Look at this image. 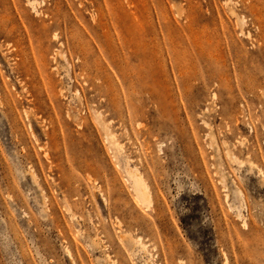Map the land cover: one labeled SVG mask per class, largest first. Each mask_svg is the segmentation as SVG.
<instances>
[{"label":"rangeland","instance_id":"1","mask_svg":"<svg viewBox=\"0 0 264 264\" xmlns=\"http://www.w3.org/2000/svg\"><path fill=\"white\" fill-rule=\"evenodd\" d=\"M225 256L264 264V0H0V264Z\"/></svg>","mask_w":264,"mask_h":264},{"label":"bare ground","instance_id":"2","mask_svg":"<svg viewBox=\"0 0 264 264\" xmlns=\"http://www.w3.org/2000/svg\"><path fill=\"white\" fill-rule=\"evenodd\" d=\"M239 19H240L239 22H241V23H244L245 22L244 16H243V18L241 17ZM63 56H65V55H63ZM65 58H67V57H65ZM100 118H101L100 113H97V119H100ZM102 124L105 125L104 122ZM105 130H106L105 131L106 139L109 141V143L111 144V146L116 150V148H118L119 146H118V143H117V139L115 137V134L106 125H105ZM207 134L210 137V141H211L210 142V145H212L213 142H214V133L212 131H210ZM230 155L231 154L229 153V156ZM232 155H234V154H232ZM127 171H128V173H131V177L133 178V179H131L132 186H133V188L135 190V193L138 196V198L140 200H142V202H148V201H150V196H151L150 195V192L148 191L146 184L141 180V174L139 173V171L138 170H135V172H134V170H132L131 167L130 168H127ZM220 180H221V182H223V185H225V178H224V176H222V179H220ZM220 180H219V182H220ZM225 187H226V185H225ZM227 197H228V194H226V199H227ZM138 242H139V240H137L135 243H138ZM69 254H70V252H69ZM223 261H224L223 264H229V260H228L227 256H225V259ZM144 264H155V263L152 262L150 259H148V260H146V262Z\"/></svg>","mask_w":264,"mask_h":264}]
</instances>
